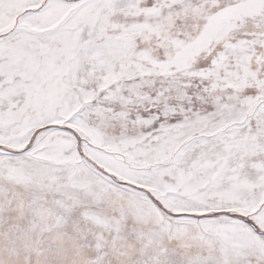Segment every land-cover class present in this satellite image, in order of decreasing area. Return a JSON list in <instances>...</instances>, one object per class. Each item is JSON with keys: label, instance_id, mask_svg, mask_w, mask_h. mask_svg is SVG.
Wrapping results in <instances>:
<instances>
[{"label": "snow or ice", "instance_id": "6c2138e0", "mask_svg": "<svg viewBox=\"0 0 264 264\" xmlns=\"http://www.w3.org/2000/svg\"><path fill=\"white\" fill-rule=\"evenodd\" d=\"M0 264H264V0H0Z\"/></svg>", "mask_w": 264, "mask_h": 264}]
</instances>
